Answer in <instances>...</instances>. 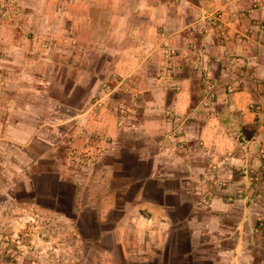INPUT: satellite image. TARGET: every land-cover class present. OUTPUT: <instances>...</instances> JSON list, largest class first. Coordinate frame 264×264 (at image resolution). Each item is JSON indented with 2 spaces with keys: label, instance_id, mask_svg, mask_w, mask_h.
Wrapping results in <instances>:
<instances>
[{
  "label": "crops",
  "instance_id": "0c3cea01",
  "mask_svg": "<svg viewBox=\"0 0 264 264\" xmlns=\"http://www.w3.org/2000/svg\"><path fill=\"white\" fill-rule=\"evenodd\" d=\"M69 14L40 30L76 61L82 97L56 122L72 129L76 176L68 163L34 171L29 203L76 222L101 264H264V0H76ZM172 48L162 83L160 55ZM124 83L138 94L120 128L116 107L98 116L96 96ZM8 135L25 149L33 139ZM59 135L57 145L68 131ZM54 147L31 168L55 167Z\"/></svg>",
  "mask_w": 264,
  "mask_h": 264
},
{
  "label": "rangeland",
  "instance_id": "374dc122",
  "mask_svg": "<svg viewBox=\"0 0 264 264\" xmlns=\"http://www.w3.org/2000/svg\"><path fill=\"white\" fill-rule=\"evenodd\" d=\"M75 3L76 0H0V264H89L87 260L101 264L107 258L98 247L84 248L75 235L76 222L61 220L28 199V179L34 171L56 172L59 165L68 163L66 177L76 176V156H67L72 129L56 125L58 119L76 113V101L82 97L76 91V61L72 62L74 55L70 56L61 38H55L50 30L46 34L40 30L46 22L52 29L58 16L59 21L63 16V23L68 25L72 18L69 11ZM172 50L170 58L163 52L160 55L157 78L162 83H168L170 79H166L173 76L170 62L178 50ZM194 71L199 73V66ZM199 78L203 83L202 74ZM121 87L112 94L113 103L109 90L96 96L98 116H103L104 106L116 107L120 124L134 114L131 107L137 99V89L132 83ZM139 96L146 99L145 95ZM209 97L212 99V94ZM65 103L74 109L59 108ZM120 124V128L124 126ZM66 131L68 136L57 145L56 136ZM8 134L32 137V143L25 149L21 146L24 144L4 140ZM168 135L167 141L175 146L174 134ZM52 145L57 149L54 147L45 159H55V167L46 164L31 168L29 160L37 161L44 148ZM74 207L76 210V203ZM84 230L92 234L86 224ZM107 244L103 241L100 248ZM113 259L115 262L117 256Z\"/></svg>",
  "mask_w": 264,
  "mask_h": 264
},
{
  "label": "built area",
  "instance_id": "2783aa9c",
  "mask_svg": "<svg viewBox=\"0 0 264 264\" xmlns=\"http://www.w3.org/2000/svg\"><path fill=\"white\" fill-rule=\"evenodd\" d=\"M165 53H166V57H168V58H170L171 56L174 55V51L173 50H167ZM218 62H219V60H218ZM240 63H241V61H240ZM168 67H170V66H168ZM168 69H170V68H168ZM231 70H233L232 66L231 67L230 66L226 67V71H229V73H231ZM231 91L232 90H229V92H231ZM213 183H214V185L217 186L218 189H223L226 186V182L222 181V180H215Z\"/></svg>",
  "mask_w": 264,
  "mask_h": 264
},
{
  "label": "water",
  "instance_id": "95a60500",
  "mask_svg": "<svg viewBox=\"0 0 264 264\" xmlns=\"http://www.w3.org/2000/svg\"><path fill=\"white\" fill-rule=\"evenodd\" d=\"M245 134H247V133H245Z\"/></svg>",
  "mask_w": 264,
  "mask_h": 264
}]
</instances>
